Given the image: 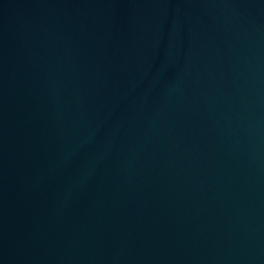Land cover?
<instances>
[{
  "label": "water",
  "instance_id": "water-1",
  "mask_svg": "<svg viewBox=\"0 0 264 264\" xmlns=\"http://www.w3.org/2000/svg\"><path fill=\"white\" fill-rule=\"evenodd\" d=\"M0 264H264V0H0Z\"/></svg>",
  "mask_w": 264,
  "mask_h": 264
}]
</instances>
